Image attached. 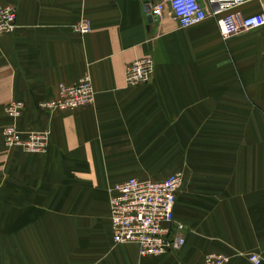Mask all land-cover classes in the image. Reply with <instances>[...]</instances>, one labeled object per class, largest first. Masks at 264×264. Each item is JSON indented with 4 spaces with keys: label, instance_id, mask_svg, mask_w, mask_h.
I'll use <instances>...</instances> for the list:
<instances>
[{
    "label": "crops",
    "instance_id": "crops-1",
    "mask_svg": "<svg viewBox=\"0 0 264 264\" xmlns=\"http://www.w3.org/2000/svg\"><path fill=\"white\" fill-rule=\"evenodd\" d=\"M155 1L0 0L16 22L0 36V264H201L208 252L264 264V26L222 41L207 0V18L183 29L167 10L150 16ZM80 22L86 34L72 30ZM145 56L150 80L126 86V66ZM84 76L90 106L37 108ZM11 101L23 104L19 130L49 131L45 153L3 147ZM175 172L183 245L156 258L113 245L107 188Z\"/></svg>",
    "mask_w": 264,
    "mask_h": 264
},
{
    "label": "built area",
    "instance_id": "built-area-1",
    "mask_svg": "<svg viewBox=\"0 0 264 264\" xmlns=\"http://www.w3.org/2000/svg\"><path fill=\"white\" fill-rule=\"evenodd\" d=\"M215 8L210 16L216 20L217 31L222 41L241 32L264 26V0H207ZM246 3L259 4L260 11L248 16L226 13L230 8ZM167 10L178 28H188L199 24L207 14L197 0H156L147 6L150 16L159 18ZM16 28L15 11L7 5H0V36L12 33ZM72 30L78 34L89 31L87 22H80ZM153 74L150 56L136 59L124 70L126 86L147 83ZM93 91L87 76L71 85L58 84L53 99L38 104L37 108L52 115L60 111H71L90 106ZM23 110V104L11 101L3 107L10 123L1 129V141L6 150L18 148L28 154H43L48 146L49 131H21L16 122ZM181 185L179 172L168 175L159 182L127 178L109 186L108 223L113 245H133L139 258H156L177 251L184 243V226L173 218L175 195ZM228 257L208 254L203 264H226ZM247 260L258 264L259 257L249 254Z\"/></svg>",
    "mask_w": 264,
    "mask_h": 264
},
{
    "label": "rangeland",
    "instance_id": "rangeland-1",
    "mask_svg": "<svg viewBox=\"0 0 264 264\" xmlns=\"http://www.w3.org/2000/svg\"><path fill=\"white\" fill-rule=\"evenodd\" d=\"M181 174V173H180ZM183 179V174H181V185H182V180ZM208 254H216V253H211V252H208V253H205L203 256H202V260H201V264H203V258H204V256L205 255H208ZM218 254H221L222 255V253H218ZM250 254H252V253H250ZM223 255H225V256H227L228 258H230L227 254H223ZM249 255V254H248ZM248 255H246V259H247V256ZM258 256V255H257ZM259 257V256H258ZM229 260V259H228ZM259 260H260V258H259ZM248 261V260H247ZM251 264V263H250ZM259 264V263H258Z\"/></svg>",
    "mask_w": 264,
    "mask_h": 264
}]
</instances>
